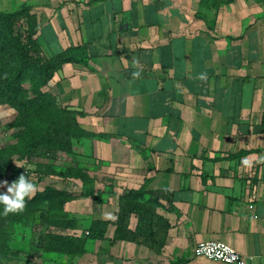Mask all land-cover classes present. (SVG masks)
<instances>
[{"label": "crops", "instance_id": "crops-1", "mask_svg": "<svg viewBox=\"0 0 264 264\" xmlns=\"http://www.w3.org/2000/svg\"><path fill=\"white\" fill-rule=\"evenodd\" d=\"M24 7L48 58L82 61L49 89L108 135L76 142L118 180L94 220L116 221L128 190L174 193L159 250L112 244L111 226L86 254L39 264H224L195 256L212 240L264 264V0H0V12Z\"/></svg>", "mask_w": 264, "mask_h": 264}, {"label": "trees", "instance_id": "trees-1", "mask_svg": "<svg viewBox=\"0 0 264 264\" xmlns=\"http://www.w3.org/2000/svg\"><path fill=\"white\" fill-rule=\"evenodd\" d=\"M39 31L40 22L33 7L0 12V107L15 112L9 124L15 143L0 146V182L11 174L15 163H30L47 156L68 160L70 165L60 171L50 168L44 175L78 180L82 190L75 194L46 186L27 200L26 208L19 214L4 215L0 205V264H11L22 252L13 247L10 230L35 221L46 225L43 251L50 258L86 254L89 243L105 240L111 226L115 227L112 244L135 242L159 250L170 229V223L159 211L165 202L172 205L174 200V193L167 189L150 190L143 186L128 190L119 197L116 221L92 220L79 234L80 222L69 215L67 205L80 198H99L102 192L88 170L70 157L76 153L77 141L108 135L82 127L78 113L62 106L49 89L65 64L82 61L66 53L48 58L38 42ZM133 216L138 220L135 230L131 228Z\"/></svg>", "mask_w": 264, "mask_h": 264}, {"label": "rangeland", "instance_id": "rangeland-1", "mask_svg": "<svg viewBox=\"0 0 264 264\" xmlns=\"http://www.w3.org/2000/svg\"><path fill=\"white\" fill-rule=\"evenodd\" d=\"M15 117V112L7 107H0V146L11 145L15 143L13 129L9 124ZM78 149V147H76ZM70 157V156H69ZM91 154L87 148L83 151H76L71 160H78L91 176L95 177L97 185L104 189L100 198H80L67 205V211L71 217L76 218L80 222L79 234H82L85 228L89 227L96 213L106 214L110 206L112 198V187L118 185V180L113 178L114 167L107 162H96L91 159ZM20 165L21 167H17ZM70 165L68 160H53L47 156H42L39 160H33L30 163H15V166L9 176L5 179L10 185L23 174L33 181L37 186V192L43 191L46 186H56L61 189L68 190L75 194H79L82 190V183L78 180H64L58 176H46L44 172L52 168L55 170H63ZM108 189V190H107ZM6 187L0 186V193H5ZM35 193V194H36ZM34 194V195H35ZM109 196L108 201L106 198ZM12 234V245L14 248L21 250V254L15 257L11 264H39L47 254L43 252V234L47 232L46 225L41 221H35L32 225H23L21 228L10 230Z\"/></svg>", "mask_w": 264, "mask_h": 264}, {"label": "clouds", "instance_id": "clouds-1", "mask_svg": "<svg viewBox=\"0 0 264 264\" xmlns=\"http://www.w3.org/2000/svg\"><path fill=\"white\" fill-rule=\"evenodd\" d=\"M17 167L21 166L17 165ZM0 186H4L7 189L5 193H0V205H3L4 215L23 212L26 208L27 200L38 190V186L23 174L10 185L7 181H3L0 182Z\"/></svg>", "mask_w": 264, "mask_h": 264}, {"label": "built area", "instance_id": "built-area-1", "mask_svg": "<svg viewBox=\"0 0 264 264\" xmlns=\"http://www.w3.org/2000/svg\"><path fill=\"white\" fill-rule=\"evenodd\" d=\"M1 142V138H0ZM195 256L224 264H247L246 258L230 244L212 240L201 242L195 248Z\"/></svg>", "mask_w": 264, "mask_h": 264}]
</instances>
